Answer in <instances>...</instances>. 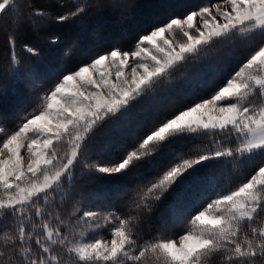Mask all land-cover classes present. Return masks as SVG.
I'll list each match as a JSON object with an SVG mask.
<instances>
[{
	"label": "snow or ice",
	"instance_id": "1",
	"mask_svg": "<svg viewBox=\"0 0 264 264\" xmlns=\"http://www.w3.org/2000/svg\"><path fill=\"white\" fill-rule=\"evenodd\" d=\"M15 2L0 0V15ZM27 6L36 20L30 17L27 27L18 25L3 36L9 64L18 63L17 44L38 54L24 32L43 28L44 18L75 25L109 5L104 0H75L74 10L62 11L68 6L59 0L46 8H36L35 0H29ZM166 33H180L183 39H168ZM233 36L264 38V0H221L168 17L137 36L131 50L112 48L63 74L15 130L0 125V264H264V162L235 190L209 195L182 223L174 216L175 239L169 237L167 223L147 238L143 232L163 198L197 180L215 187L214 177L200 175L205 162L225 157L251 162L256 155L264 156V40L256 47L248 44L252 50L209 98L162 117L135 147L105 162L110 166L84 164L107 177L126 176L140 163L156 167L159 161L152 158L175 141L199 140L204 146L191 149L198 153L192 158L176 157L180 163L147 181L122 206L123 214L108 212L107 217L118 221L110 242H77L82 221L99 213L70 212L79 193L64 191L99 123L132 122L136 105L163 103L156 93L173 72L189 57ZM233 142L237 147H224ZM62 144L67 150L58 148ZM25 147L31 154L27 162L21 155ZM169 208L179 213L176 204ZM8 220L12 223H5Z\"/></svg>",
	"mask_w": 264,
	"mask_h": 264
},
{
	"label": "trees",
	"instance_id": "2",
	"mask_svg": "<svg viewBox=\"0 0 264 264\" xmlns=\"http://www.w3.org/2000/svg\"><path fill=\"white\" fill-rule=\"evenodd\" d=\"M221 0H104L109 6L99 11L93 10L75 25L71 22L56 23L44 18L45 26L39 30L28 29L24 32L26 40L38 54L22 51L20 45L15 48L18 63H8V50L3 42L5 33H10L18 25L27 27V20L33 9L29 0H16L15 4L0 15V125L15 130L21 117L31 112L41 103V96L59 78L76 67L88 62L98 53L119 47L131 50L136 37L168 17L180 16ZM52 0H35L36 8H46ZM68 7L62 11L74 10L75 0H59ZM36 20L35 17H31ZM55 40V42H53ZM264 38L260 36L240 40L230 37L227 42H215L210 49L202 50L197 57H189L166 81L156 95L160 100L146 105H136L131 112L132 122L114 123L111 119L99 123L92 134L89 150L82 162L73 169L74 179L64 184L66 193H79L77 202L69 211L82 215L85 211H96L98 216L82 221L84 227L77 230L79 243H91L95 239L112 238L109 234L118 221L107 217L109 211L123 214L122 206L147 181L153 180L163 169L172 163H180L178 156L192 158L198 153L190 151L200 146L199 140L184 139L169 145L163 153L152 159L159 161L156 167L138 164L126 176L107 177L95 171H89L84 164L96 166L110 165L105 162L119 158L127 149L135 147L141 136L159 123L176 108L191 104L200 99L209 98L213 90L222 86L226 77L235 70L252 50ZM151 105H154L151 106ZM238 142L224 145L237 147ZM61 151L67 150L59 145ZM264 156L256 155L251 162L237 158H222L219 162L207 161L201 166V176L215 178V187L201 180L194 181L187 188L181 187L175 196L165 197L154 207L152 218L143 226L147 235L155 233L165 223L168 235L172 234L173 217L182 223L193 208H199L216 193L226 194L249 176L261 163ZM59 199V197H58ZM176 204L179 213L170 210L169 205ZM107 217V219H105ZM112 220V223H109ZM5 223H12L11 220ZM247 230V229H245ZM179 231V228L176 229ZM163 237V231L160 233ZM4 247L0 239V249ZM257 264H260L257 261Z\"/></svg>",
	"mask_w": 264,
	"mask_h": 264
},
{
	"label": "rangeland",
	"instance_id": "3",
	"mask_svg": "<svg viewBox=\"0 0 264 264\" xmlns=\"http://www.w3.org/2000/svg\"><path fill=\"white\" fill-rule=\"evenodd\" d=\"M214 3H221V1H217V2H214ZM211 4H213V3H211ZM211 4H209V5H211ZM223 6H226V5H223V4H222V7H223ZM213 14L215 15L216 13L213 12ZM217 19L219 20L220 17L217 16ZM197 22L199 23V18H198V21H197ZM165 35H166V37H167L168 39H171V40L180 41V40L183 39V37H182V35H181L180 33H175V34H168V33H166ZM113 71H114V70H113ZM126 71H127V70H126ZM26 143H27V142H26ZM5 155H7L6 152H5ZM21 155L24 157L25 162H27V161L31 158V154L27 152V148H26V147H25L24 149L21 150ZM105 166H110V165H105ZM111 239H112V238L102 239V240H103L104 242H110ZM174 239H175V238H174Z\"/></svg>",
	"mask_w": 264,
	"mask_h": 264
}]
</instances>
